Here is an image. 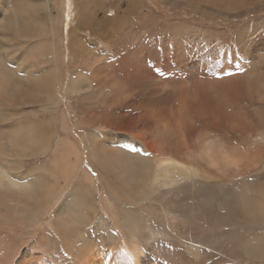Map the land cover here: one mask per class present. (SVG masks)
<instances>
[{"label": "rangeland", "instance_id": "obj_1", "mask_svg": "<svg viewBox=\"0 0 264 264\" xmlns=\"http://www.w3.org/2000/svg\"><path fill=\"white\" fill-rule=\"evenodd\" d=\"M42 1L48 8V14H43V19L48 20L53 14L52 20L59 22V38L54 47L59 48L58 50L61 52L59 66L50 63L44 67L58 68L60 79L64 80L63 88L61 94L58 95L60 100L57 103L44 102L11 108L0 105V107L2 106L0 108L2 113L12 115L11 120H0V165L3 168H7L15 179L36 178V181H40L41 178L43 182L51 184L53 187L57 186V182L64 183L65 180H68L64 194L59 198L60 201L63 200L69 191L79 184V181L73 183L72 179L65 176L62 168L69 167L75 162L74 154L78 156L80 161L83 160L82 151L72 136V120L76 121L74 124L84 128L78 118L84 114L83 111L94 108L96 115L94 119L96 118V120L105 118V115L110 117L112 113L118 114L117 116H121L120 114L125 115L123 124L119 121L120 126L122 128L124 126L125 130L115 129L121 132L120 135L108 136L106 134L107 139L103 138L105 141L99 135L96 136L103 145L115 146L124 152L145 159V198L151 202V204L146 203L147 207L138 208L136 204L131 202L134 199L131 194V196H125V194L116 193L115 197L112 193L106 194L104 192L105 187L109 186L113 190H118V188H124V181L119 177L115 178L114 172L108 167V170H103L102 174L104 175L101 177H95L94 173L97 175L99 172L92 170L93 187L87 191L89 192L87 196H85V193L83 194V198L87 199L86 201L91 198V201H88L91 207L79 209L77 205L75 207L76 210H79L77 212L79 213L82 210L83 213V211L90 212L89 210H94L97 215L93 219L94 223L101 221V213L106 209L109 214H116L115 218L107 219L111 223V227L114 226L109 228V232L113 231V237L115 236L113 242L108 239L109 233L108 229H105L106 227L88 226L91 232H94L95 238L98 237L97 242H102L103 245L107 244L106 246L113 243L120 246L126 240L129 241L128 235L125 233L126 230L123 231L125 226H121L124 225L126 219L121 211L122 209L117 208V205H120L119 202H127L123 205L126 207L124 210H127L129 214H138L145 222L157 224L160 229L169 230L171 228V224L167 222L169 214L164 209L167 196H162L160 193L162 189L155 185L153 180L155 169L159 164L158 159L163 156H173L181 162L183 161V163L189 161L187 163H191L194 169L200 170L201 173L197 180L191 181L194 186L190 184V191L185 195L193 204L200 200V195L193 191V187L200 184L201 180H208L210 183L218 184L207 187L204 195H202L205 199L210 200L215 197L218 198V201H221L223 195H233L232 191L236 190V186L243 183L247 188H245L247 198L249 197L248 199L256 204V208H258L259 203L262 201L259 193L262 190V182L264 183V0H139L141 4H138L137 11L128 8L129 0H102L106 3L105 6H102L103 8L95 7L97 19L100 20L98 21L100 22L99 26H101L104 19L103 27L119 28L120 33H116L117 37L113 36L115 39L111 36V39L108 40L94 34L95 31H91L89 28L86 31L78 30L83 46L88 50L86 51L87 54L82 55V60L74 54L69 46L70 37L68 38V36L72 28H75L78 14V8L74 0H69V5H67L68 0ZM117 11H120V14L113 21L112 19ZM71 19L74 23H69L66 28V24ZM1 33L2 31H0V43L11 49L9 45L12 42L4 41L1 38ZM14 42L20 44L22 40H14ZM2 52L6 55L9 51L3 49ZM142 61L145 62L148 72L151 73L148 78L146 76L142 78L138 74L135 75L137 73L136 69H140L138 63L141 64ZM11 62H13V58ZM84 68L86 74L91 78L94 69H98L103 73L105 71L113 72L121 83L125 82L131 85L132 82L139 81L145 89L133 98L114 102L116 104L110 106L104 104L102 98L98 95L101 89H104L105 92H111L108 90L109 87L103 88L100 83H95L94 88H89L91 90L86 88L80 93L75 91L71 100L67 95L70 76H74L77 70H83ZM134 75L138 76L139 79H136ZM233 80L239 87L235 91L236 95L231 97L229 101L225 97L216 98L214 104L218 105L219 111L210 112V106L205 107L200 99L194 103L191 102L193 110L187 109L188 106L183 95L184 91H182L185 89L183 83L188 84L186 87L191 88V84L197 81H212L217 85ZM181 84L183 85L182 89H180ZM173 85H177L174 87L175 90ZM156 88L159 90L156 91ZM79 95L95 98V95H97V100L93 98V102L87 105V100L82 101V103L78 100ZM82 105L84 107L79 108ZM160 109L161 118L165 122H169L170 127H175V129L170 128V130L167 128L166 131H162L155 128L157 123L154 118L149 117L147 114L149 111L155 113ZM229 112H232L233 118L227 116ZM240 116L246 122L245 129L235 126L237 118ZM36 117L49 122V130L52 135L44 144V147L41 148V150L45 148L44 150L41 152L36 150L35 154L26 156L25 153H28L34 147L30 135H35L36 130H38L37 127H31L34 121L37 120L34 119ZM98 123L92 122L91 127H99L100 123ZM129 126H131L130 129ZM58 127L63 132L59 138H57ZM87 128L85 125V128L81 129V134L86 139L89 159H91V164L94 166L96 163L93 160L92 152H90L91 146L88 141V135L92 132H89L90 129ZM7 129L11 133L13 131L14 137L10 132H7ZM141 129L151 131L146 133L145 140H139L142 138L138 139L134 136L135 131L138 132ZM173 130L176 131L173 132ZM9 134L10 136H8ZM25 137H28V144L23 143ZM12 138H16V140L13 141ZM17 139L20 142L23 141V144L17 145ZM135 139L137 140L136 144H134ZM160 139L164 142L162 143ZM209 140L215 141L214 143L220 147L224 155L233 154L241 159L239 165L226 167L222 164L219 167L203 159L199 152ZM119 141H123L122 144H119L121 143ZM141 153H143V156H141ZM249 154H251V157H257L255 164L248 163L249 158L245 156ZM185 159L187 160L185 161ZM123 163L129 164V158L124 157ZM136 164L140 165L141 163ZM85 165L87 163H84ZM24 170H28L27 172H31V174L26 176ZM137 175L140 176V174ZM153 183L154 185H152ZM115 187L117 188L114 189ZM104 196L116 200L114 202L106 201L103 199ZM1 197L3 196L1 195ZM11 199L13 204L11 214H23L26 212V209H24L26 205L29 209L35 205V200H31V197H27V195L20 192L12 193ZM59 200L55 202V205ZM152 203L154 204L152 205ZM55 205L50 209H54ZM105 205L107 207L103 209ZM203 208L199 206L197 213L200 214V221H203L206 229L209 231L215 229V231H225L224 233H226L229 228L227 208L210 209L211 214L217 219L219 218V225L215 228H212V216H209L211 214H201ZM259 213V211L255 213V222L262 218L264 221V213H262L263 217H259ZM47 216L45 215L42 222L36 227L26 230V235L20 240L25 241L22 247L23 251L30 249L38 232L46 225ZM245 226H247L246 222ZM262 227L264 231V224ZM181 228L185 232L188 227L186 225ZM243 230L246 231V234L248 233L247 229L243 228ZM121 236H124V238ZM146 238L147 236L143 235V243L146 242ZM222 245L224 246L223 254L228 255V238L223 239ZM42 251H44L42 254V261L44 262L47 258L45 254H48V252L45 249ZM239 255L241 258L239 264H264L262 258L250 259L242 252ZM62 256L63 259L59 260L56 259L57 256L54 257L52 264H66L64 255ZM164 260L166 264L176 263V257L173 255L164 256ZM209 261L211 262V260ZM226 262H220V264H227ZM179 264H183V262Z\"/></svg>", "mask_w": 264, "mask_h": 264}, {"label": "bare ground", "instance_id": "obj_2", "mask_svg": "<svg viewBox=\"0 0 264 264\" xmlns=\"http://www.w3.org/2000/svg\"><path fill=\"white\" fill-rule=\"evenodd\" d=\"M128 2V8L135 9V11H137L138 4H141L139 0H129ZM74 3L78 8L77 20L75 28H72L68 38L70 37L69 46L72 48L74 54L78 55L81 59L83 58L82 55L87 54L86 51L88 50L83 46L78 30L86 31L89 28L91 31H95L94 34H98L100 37L107 38L108 40L111 39V36L117 37L116 33H120V30L115 27H103V18L101 26H99L100 22L98 21L100 20L97 19V11L95 7L99 8L105 6L106 3L104 1L74 0ZM67 5H69V0L67 1ZM115 13L116 15L112 19L113 21L119 16L120 11ZM43 14H48V8L42 0H0L1 38L4 41L8 40L12 42V44L9 45L10 47L8 46L11 49H8L6 45L0 43V105L11 108L44 102L57 103L60 100L58 95L61 94L64 80L62 78L60 79L61 76L58 68L44 67L50 63H55V65L59 66V63L61 62V52L58 50L59 48L57 49V47H54L59 38V22H55L54 19L52 20L53 14L48 20L43 19ZM69 23H74V21L71 19L70 22L66 24V28ZM14 40H22V43L15 44ZM3 49L8 50L9 52L4 55V52H2ZM12 58L13 62H11ZM145 65V62L143 61L141 64L138 63L140 69H136L137 73L135 75L138 74L142 78H145V76L148 78L151 73L148 72V68ZM20 69L22 70V73L20 72ZM135 75L134 77L139 79L138 76ZM95 83H100V86H103V88L109 87L108 90L111 92H105L104 89H101L100 93H98L102 98L101 100L103 103L108 105H111L114 102H120L124 99L133 98L136 94L138 95L139 92H142L145 89L139 81L132 82L131 85H128L125 82L121 83L113 72L105 71L103 73L98 69H94L91 78V76L86 74V69L84 68L83 70H77L74 76H70L67 87L68 98L72 100L75 91L80 93L86 88H94ZM177 85H173V88ZM183 85L185 86V89L182 91H184L183 95L188 106L187 109L193 110L194 108L191 106V102L194 103L196 100L200 99L203 101L205 107L210 106V112L220 110L218 105L214 104L216 98L225 97L229 101L231 97H235V91L239 88L234 80L232 82L225 81L223 83H218L217 85L212 81H197L194 84H191V88L186 87L188 85H186V83H183ZM183 85H180V89L183 88ZM158 90L159 89L156 88V91ZM95 96L97 98V95ZM78 98L79 101H84L88 98L96 99L92 96H80ZM8 114L9 113H2L0 109V120H11L12 115ZM147 115L154 118L157 123L155 127L156 129L166 131L167 128H171L170 123L165 122V120L161 118V109L155 113L149 111ZM227 116L233 118L232 112H229ZM115 117V120H117V116ZM34 119L37 120L34 121V124L31 127H37L38 130H36L37 133H35V135H30V140L34 147L31 151L25 153L26 156H30V154L33 153L35 154L36 150H38V152L44 150L45 148L42 150L41 148L44 147V144L52 135L49 130V122H45V120H42L39 117ZM237 119L235 126L245 129L246 122L244 121V118L240 116ZM79 122L83 126V121L79 120ZM102 123L105 127L108 126L106 120ZM235 126L234 128L236 129ZM184 127L188 129V127ZM250 127H252V125H250ZM142 129L138 132L135 131L134 133L136 138H142L139 140H143L146 133L151 132ZM171 129H175V127ZM175 131L176 130H173V132ZM7 132L9 133L10 131L7 129ZM11 134L12 137H14L13 131ZM8 136H10V134ZM15 140L16 138L13 139V141ZM23 141V143L28 144V137H25ZM88 141L91 146L90 151L92 152L93 160L100 162L97 166L94 165L95 170L103 176V170H108V167L114 172L115 178L119 177L124 181V188L121 184V189L118 188V190H113V188L106 185V191L112 193L114 197L116 193H120V190L123 191V193L120 194H125V196L132 195L134 199L131 200V202L136 204L138 208L147 207L146 203L151 204V202L145 198V159L141 158L142 163L137 165L136 163H133V158L138 160L140 159L138 156L124 152L115 146L111 147L109 145H103L97 138L96 134L94 136L93 133L88 135ZM22 142L18 140L16 143L17 145H22ZM163 142L164 140L162 143ZM214 142L215 141L209 140L205 145L203 144L204 147H202L199 152L203 159H206L208 163L219 167H221L222 164L226 167L239 165L241 159H238L233 154L224 155L221 152L222 150L220 147ZM124 157L129 158V164L123 163ZM245 157L249 158V164H255V159H257L256 156L251 157V154H249ZM186 160L187 159H185V161ZM158 161V165L155 163L157 168L155 169L153 180L155 185H158L160 189H162V192H160L162 196H167L164 209L169 214L167 222L171 224H169L171 228L169 230L160 229L157 227V224L154 225L153 223L145 222L138 214H129L127 210H124L126 207L123 204H126L127 202H119L120 205H117V208L122 209L121 211L126 219H124V225L121 226H125L123 231L126 230L125 233L128 235L129 240H126L120 246L116 243L106 246L107 244L103 245L102 242H97L98 237L96 236L97 238H95V235L93 234L94 232L92 233L90 228H88L90 225H96V227L101 228L106 227L105 229H108L109 233L108 239L110 242H113L115 236L113 237V231L109 232V228L112 225L107 219L114 216L116 217V214H109L106 209L101 213V221L94 223L93 219L97 216L94 210H89L90 212L83 211V213L81 210L78 213L77 211L79 210H76L75 208L77 205L79 209L91 207L89 205L91 198L88 199V201L90 200L89 202L86 201L87 199H85V197L83 198V194L85 193V196H87L89 193L87 191L92 189L94 181L92 175L87 170L83 172L79 184L70 190L68 195L60 201L59 198L64 194V190L68 185V180H65L64 183L57 182L56 187L43 182L41 178L40 181H36V178L18 180L11 175V172L7 170V168H3L0 165V264H52L54 257L57 256L56 259L59 260L61 258L63 259L62 255H64L66 264H166L164 260V256L166 255L175 256L177 264L181 262H183V264H220V262L224 263L225 261H227V264H239L238 262L241 259L239 255L240 252L245 253L250 259L255 257L264 259V231L262 227L264 221L262 218L261 220H258V222H255L256 211L260 212L259 217H263L262 213H264L263 182L262 190L259 193L262 197V201L259 203L258 208H256V204H253L252 201L248 199L249 197L247 198V188L243 183L236 186V190L232 191V193H234L233 195H223L221 201H218V198L215 197L210 200L205 199L202 195H204L207 187L218 184L210 183L208 180H201L199 182L200 184L193 187V191L200 195V200H198L197 203L195 202L196 204H193L185 195L190 191L191 185L194 186L191 181L194 182V180H197L201 173L199 172L200 170L194 169L191 163H187L189 161L183 163V161L181 162L173 156L159 157ZM139 166H141V168H139ZM62 169L65 176L70 178L74 174L76 167L67 166ZM24 171H26V176L31 174V172H27L28 170ZM137 174H140V176ZM154 183L152 185H154ZM116 188L117 187L114 189ZM17 192L23 193L27 195V197H31V200H35V205L31 209L28 208V205L25 206L26 208L24 207L26 212L23 214H11V208L13 207L11 194H16ZM1 195L3 197H1ZM125 196L123 197L125 198ZM104 197L103 199L106 201L114 202L116 200L115 198L112 200L108 197ZM58 200L59 202L55 205V202ZM154 203H152V205ZM54 205L55 208L50 209ZM199 206L204 207L202 211L203 213L201 214L206 213L208 215L211 214V208H227L229 218L228 231L224 233L225 231H215V229L209 231L206 229L203 221H200V214L197 213V208ZM105 207H107V205H105L103 209H105ZM45 215H48L45 222L46 225H44L38 232L30 249L23 251L22 247L25 244V241L20 240L26 235V230L28 228L36 227L42 222ZM128 216L131 219H128ZM209 216H212V228L219 225V218L217 219L212 214ZM245 222L247 223V226H245ZM186 225L188 228L187 231L184 232L181 227ZM243 228L247 229V234ZM143 235L147 236L145 240L146 242L144 243L142 241ZM121 237L124 238V236ZM227 238L229 252L228 255H224L222 241ZM44 249L48 254H45L47 258L43 262L42 254L44 251L42 250ZM209 260H211L212 263Z\"/></svg>", "mask_w": 264, "mask_h": 264}, {"label": "crops", "instance_id": "obj_3", "mask_svg": "<svg viewBox=\"0 0 264 264\" xmlns=\"http://www.w3.org/2000/svg\"><path fill=\"white\" fill-rule=\"evenodd\" d=\"M20 72L22 73V70L20 69ZM82 103V101H80ZM93 102V98H88L87 99V105H90V103ZM85 104V103H84ZM83 104V105H84ZM116 103H112L111 105H114ZM81 105V104H80ZM80 106L79 108H82L84 106ZM110 105V106H111ZM68 110L70 111L69 107H68ZM84 114L81 115L78 120H82L83 121V127L85 128V125L88 127L87 129L89 130V132L91 131L93 134H96V135H99L100 138H106L107 139V135L108 136H113V135H120V131H116L115 129H118V130H121L123 131V129L125 130L124 126L123 128L120 126L119 124V121L122 122L123 124V121H124V118H125V115L124 114H120L121 116H117L116 114L113 115V113L110 115V117L106 116L105 115V118H100V119H97L96 118L94 119V117L96 116L95 115V110L94 108H91V109H88L87 111H83ZM82 112V113H83ZM71 113V112H70ZM94 114V115H93ZM96 114L98 115L97 111H96ZM117 116V120L116 117ZM115 117V118H114ZM121 117V118H120ZM120 118V119H119ZM114 119V120H113ZM119 119V120H118ZM104 120H106V123L108 126H103V124H101ZM110 120H111V123H110ZM92 122H99L100 123V126L99 127H91V124ZM76 123V121H73L72 120V126H73V131H72V136H73V139L74 141H76L82 151V154H83V160L80 161L78 156L74 154V157H75V162H73L70 166L73 167L75 166L76 167V170L74 172V174L70 177V179H72V182L73 183H77L78 181L81 180V177L83 175V172L85 170H87L91 175L93 174L92 170H95V167L91 164V159H89V152H88V148H87V142H86V139L85 137L81 134V129H84V128H80L79 125L77 124H74ZM98 123V124H99ZM109 127V128H108ZM129 129L131 128V126L128 127ZM126 128V129H128ZM58 132H57V138L60 137V134H63V132L61 131V128L58 127ZM107 134V135H106ZM92 138V137H91ZM93 139V138H92ZM104 140V139H103ZM58 141V139H57ZM105 141V140H104ZM75 142V143H76ZM121 143L119 144H122L123 141H119ZM137 143V140L135 139V143ZM68 144V143H67ZM91 152V151H90ZM141 156H143V153H141ZM140 158V157H139ZM143 158V157H142ZM78 160V161H77ZM96 163V166L98 164H100L99 161H94ZM133 162L134 163H142V160L141 158L136 160L135 158H133ZM84 163H87V165L84 166ZM81 167V168H80ZM80 170V171H79ZM79 171V172H78ZM94 176L96 177H101V175H99V173H97V175L94 173ZM77 179V180H76ZM106 194H109L108 191H104ZM120 193H123L122 190H120ZM110 198V197H109Z\"/></svg>", "mask_w": 264, "mask_h": 264}]
</instances>
